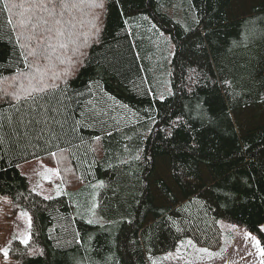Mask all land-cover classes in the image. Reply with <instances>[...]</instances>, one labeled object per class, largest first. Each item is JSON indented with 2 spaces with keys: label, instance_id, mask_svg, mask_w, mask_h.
Returning <instances> with one entry per match:
<instances>
[{
  "label": "trees",
  "instance_id": "obj_1",
  "mask_svg": "<svg viewBox=\"0 0 264 264\" xmlns=\"http://www.w3.org/2000/svg\"><path fill=\"white\" fill-rule=\"evenodd\" d=\"M72 2L79 7L64 19L82 39L64 60L66 37L48 40L37 28L44 43H17L35 0H0V197L31 222L29 241H14L6 257L149 264L185 238L217 249L221 222L255 234L264 249V0ZM12 3L19 7L8 12ZM49 43L56 52L41 66L49 75L56 68L52 98L65 103L57 123L29 126L33 101L14 93L25 56ZM52 156L75 186L45 197L21 166ZM95 181L103 224L72 213L76 200L87 206L78 192Z\"/></svg>",
  "mask_w": 264,
  "mask_h": 264
},
{
  "label": "rangeland",
  "instance_id": "obj_2",
  "mask_svg": "<svg viewBox=\"0 0 264 264\" xmlns=\"http://www.w3.org/2000/svg\"><path fill=\"white\" fill-rule=\"evenodd\" d=\"M97 4L98 1L94 5ZM24 30L27 32L29 29ZM78 38L80 42L82 37L78 36ZM64 43H68V40ZM71 48H73L71 43L68 44L67 50L61 48L65 51L64 60L74 58ZM51 69L55 74L56 68L52 66ZM21 170L27 176L30 188L45 197L63 194V190L75 186L70 180L69 173L63 168L59 156L26 162L21 166ZM100 185L102 182L95 181L87 184L82 192L81 190L78 192L84 194L88 204L80 208L78 201H74L72 213L75 217L93 224L107 223V220L102 219L96 211V192ZM91 197L94 203L90 204ZM30 225V217L25 209L12 205L11 200L6 197H0V264H14L6 257V253L14 241L18 240L22 243L29 241ZM221 228V244L217 249L198 246L191 239L185 238L179 242L175 250L149 256V264H264L262 248L255 234L226 222H221ZM261 230L264 232V224ZM205 249L207 251H204Z\"/></svg>",
  "mask_w": 264,
  "mask_h": 264
},
{
  "label": "snow or ice",
  "instance_id": "obj_3",
  "mask_svg": "<svg viewBox=\"0 0 264 264\" xmlns=\"http://www.w3.org/2000/svg\"><path fill=\"white\" fill-rule=\"evenodd\" d=\"M4 7L8 12H12L19 5L12 3L11 5L5 4ZM32 7L36 10L33 15L18 21L20 28L29 29V32L25 34L24 31H21L18 34L17 43H20L21 36L25 38V41L35 39L41 44L44 43L45 37L35 34V30L39 28L42 34H48L46 37L48 40L53 39L55 36L66 37L68 43H61L59 45L62 49H67L69 43L76 45L78 38L72 31L75 25L71 21L64 19V13L69 9L78 8V3L72 2V0H35ZM19 15L23 16V13ZM73 19L75 18L73 17ZM85 44H87V40H85ZM76 50L78 49H74V51ZM55 52L56 48L49 43L39 51L36 48H32L24 58L26 70L20 73L18 90L14 93V97L16 99L33 101V105L30 106L28 113L29 120L27 124L29 126L40 124L47 126L49 122L57 123L56 118L61 115L57 104H64L65 102L52 98V90L59 87L55 81L60 77L55 74L49 75L47 66H41V61L44 59L51 62V57ZM29 57L32 58L31 61H29ZM61 63H63L62 60ZM199 149V142L194 139L190 150L195 154ZM191 179L190 175L184 176L185 183H188ZM204 251L207 250L205 249ZM261 254L264 255V249L261 250Z\"/></svg>",
  "mask_w": 264,
  "mask_h": 264
},
{
  "label": "bare ground",
  "instance_id": "obj_4",
  "mask_svg": "<svg viewBox=\"0 0 264 264\" xmlns=\"http://www.w3.org/2000/svg\"><path fill=\"white\" fill-rule=\"evenodd\" d=\"M137 131V130H136ZM131 138H132V136H131Z\"/></svg>",
  "mask_w": 264,
  "mask_h": 264
}]
</instances>
